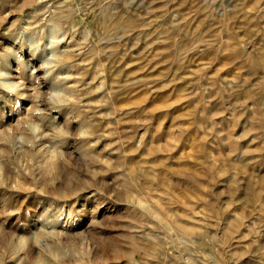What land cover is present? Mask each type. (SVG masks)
<instances>
[{
    "label": "rangeland",
    "instance_id": "1",
    "mask_svg": "<svg viewBox=\"0 0 264 264\" xmlns=\"http://www.w3.org/2000/svg\"><path fill=\"white\" fill-rule=\"evenodd\" d=\"M0 264H264V0H0Z\"/></svg>",
    "mask_w": 264,
    "mask_h": 264
},
{
    "label": "bare ground",
    "instance_id": "2",
    "mask_svg": "<svg viewBox=\"0 0 264 264\" xmlns=\"http://www.w3.org/2000/svg\"><path fill=\"white\" fill-rule=\"evenodd\" d=\"M52 29H51V27L50 28H48V30H47V34L48 35H46V36H48V38H46L47 39V45L50 47V40L52 39V31H51ZM47 46V47H48ZM47 47H45V49H47ZM49 50H51L52 51V49H49ZM54 51V50H53ZM47 52V51H46ZM49 53H51V52H49ZM48 70V69H47ZM52 70V69H51ZM49 71V70H48ZM2 75H1V83L4 85V86H6V87H8V88H11V87H13L14 85L12 84V82L8 79L9 77H8V72H2L1 73ZM59 84V83H58Z\"/></svg>",
    "mask_w": 264,
    "mask_h": 264
}]
</instances>
